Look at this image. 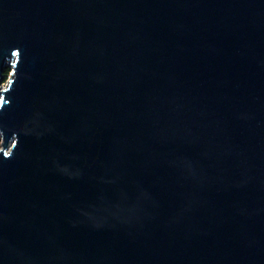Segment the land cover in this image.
<instances>
[{
    "label": "water",
    "instance_id": "95a60500",
    "mask_svg": "<svg viewBox=\"0 0 264 264\" xmlns=\"http://www.w3.org/2000/svg\"><path fill=\"white\" fill-rule=\"evenodd\" d=\"M0 137V264H264V0H0Z\"/></svg>",
    "mask_w": 264,
    "mask_h": 264
},
{
    "label": "rangeland",
    "instance_id": "374dc122",
    "mask_svg": "<svg viewBox=\"0 0 264 264\" xmlns=\"http://www.w3.org/2000/svg\"><path fill=\"white\" fill-rule=\"evenodd\" d=\"M11 72H12V67H9V68H8L7 76L5 77V79H4L3 83H2V86H5V85H6L7 80H8V78H9V75H10ZM0 147H1V137H0Z\"/></svg>",
    "mask_w": 264,
    "mask_h": 264
},
{
    "label": "trees",
    "instance_id": "16d2710c",
    "mask_svg": "<svg viewBox=\"0 0 264 264\" xmlns=\"http://www.w3.org/2000/svg\"><path fill=\"white\" fill-rule=\"evenodd\" d=\"M7 73H8V69L5 70V77L7 76Z\"/></svg>",
    "mask_w": 264,
    "mask_h": 264
},
{
    "label": "bare ground",
    "instance_id": "6f19581e",
    "mask_svg": "<svg viewBox=\"0 0 264 264\" xmlns=\"http://www.w3.org/2000/svg\"><path fill=\"white\" fill-rule=\"evenodd\" d=\"M5 87V86H4Z\"/></svg>",
    "mask_w": 264,
    "mask_h": 264
}]
</instances>
